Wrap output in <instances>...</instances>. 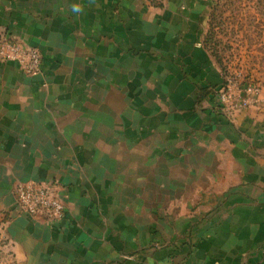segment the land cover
Returning a JSON list of instances; mask_svg holds the SVG:
<instances>
[{
  "label": "crops",
  "instance_id": "obj_1",
  "mask_svg": "<svg viewBox=\"0 0 264 264\" xmlns=\"http://www.w3.org/2000/svg\"><path fill=\"white\" fill-rule=\"evenodd\" d=\"M184 12L0 0L1 32L44 57L36 76L0 59V264H264V107L225 113ZM31 181L62 220L20 212Z\"/></svg>",
  "mask_w": 264,
  "mask_h": 264
},
{
  "label": "rangeland",
  "instance_id": "obj_2",
  "mask_svg": "<svg viewBox=\"0 0 264 264\" xmlns=\"http://www.w3.org/2000/svg\"><path fill=\"white\" fill-rule=\"evenodd\" d=\"M153 6L179 5L183 19L203 21L204 44L226 83L264 89V0H148ZM180 18L176 17V20ZM5 32L0 30V42Z\"/></svg>",
  "mask_w": 264,
  "mask_h": 264
},
{
  "label": "built area",
  "instance_id": "obj_3",
  "mask_svg": "<svg viewBox=\"0 0 264 264\" xmlns=\"http://www.w3.org/2000/svg\"><path fill=\"white\" fill-rule=\"evenodd\" d=\"M0 59L17 63L24 74L36 76L42 72L43 54L13 38L7 33L0 42ZM263 91L255 85H233L226 83L217 91V101L226 114L243 112L251 107H264ZM20 212L47 222L62 220L67 212L64 201L57 193L55 183L22 182L14 187Z\"/></svg>",
  "mask_w": 264,
  "mask_h": 264
}]
</instances>
